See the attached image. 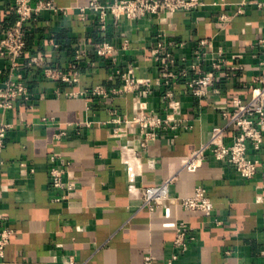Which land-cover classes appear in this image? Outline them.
Here are the masks:
<instances>
[{
  "label": "crops",
  "instance_id": "1",
  "mask_svg": "<svg viewBox=\"0 0 264 264\" xmlns=\"http://www.w3.org/2000/svg\"><path fill=\"white\" fill-rule=\"evenodd\" d=\"M44 1H53L57 11L45 10L27 25L26 56L15 71L0 59V89L14 78L30 94L12 110L0 108V129L10 125L0 149V229L13 231L3 264H145L147 257L166 263L177 252L173 241L181 223L193 228V240L173 264H264V176L244 179L209 154L196 171L184 167L215 127L227 126L224 112L232 111L236 100L250 101L251 86L264 72V56L257 55L264 39V10L257 2L264 0H202L204 6L191 15L160 14L119 25L110 21L106 30L91 11L86 18L81 15L93 0L31 4ZM15 6L16 0H0V40L16 25ZM160 34L166 44H185L173 51L181 69L193 62L199 42L207 40L214 46L209 52L226 53L235 75L220 76L214 91L203 97L176 80L155 86L143 103L167 119L173 111L165 93L172 91L180 105L179 127L150 129L152 139L141 131L113 137L120 127L117 119L125 122L136 115L135 93H113L124 87L118 71L135 64L136 76L156 81L154 49ZM124 40L130 41L129 50L121 49ZM104 42L115 45L114 57L97 55ZM77 50L87 56L77 60ZM28 57L37 62L28 65ZM212 63H203L195 75ZM47 68L70 77L77 72L78 82L49 79ZM97 86L110 95L84 93ZM236 133L229 127L227 141ZM125 146L136 153L132 167L125 162ZM250 154L264 164V143ZM54 169L63 171L66 187L52 185ZM171 177H176L173 197L192 196L204 187L214 203L212 215L172 203L150 210L131 192L132 185L141 190Z\"/></svg>",
  "mask_w": 264,
  "mask_h": 264
},
{
  "label": "built area",
  "instance_id": "2",
  "mask_svg": "<svg viewBox=\"0 0 264 264\" xmlns=\"http://www.w3.org/2000/svg\"><path fill=\"white\" fill-rule=\"evenodd\" d=\"M31 2L32 0H16L15 10L18 20L15 27L0 40V59L8 61L9 67L13 72L18 67L19 60L26 56L27 25L36 22L40 14L45 10L57 11L53 1L40 2L35 7L32 6ZM247 3L248 1H244L243 5ZM203 6L202 0H107L106 2L93 0L87 8L81 9V15L86 18L88 16L87 11H91L96 16L99 27L102 30H106L110 21H113L115 25H119L125 20L137 23L145 19H155L160 14L184 13L191 15ZM257 6L264 10V1L257 2ZM239 12H242V10ZM159 38L158 46L154 49V58L159 71L156 81L136 76L138 66L135 64L130 65L127 71H118L124 81V87L113 90V93H135L136 115L133 119L125 122L117 119L120 127L115 131L113 137L126 138L130 132L138 134L140 131L150 135V129L171 126L179 127L176 115L180 113V105L172 91H166L165 93L168 107L173 111L167 119H163L153 111H150L146 104L143 103V98L150 96L155 86L168 85L173 80H176L180 81L182 87L191 91L194 96L203 97L214 91L220 76L230 77L235 75L236 68L229 66V59L222 49L216 52L208 51V49H213L214 47L210 41L201 40L198 49L194 53L193 62L181 69L176 63L173 51L184 47L185 44H166L163 41V34H160ZM120 47L122 50H129L130 41L124 40ZM258 48L260 52L257 55L261 54L264 56V39L259 42ZM116 51L115 45L109 42H104L96 48L97 55L105 59L114 57ZM86 56V51H76L77 60H81ZM211 59H213L211 69L195 75L199 67ZM27 62L28 65H33L37 60L28 57ZM261 66L264 71V60L261 62ZM45 75L54 81L62 79L65 82H78L77 72H75V77H70L55 69L47 68ZM251 92V99L248 103L236 100L233 110L224 112V116L228 121L227 126H217L213 129L209 142L193 153L191 158L185 163V169L191 172L196 171L209 154L217 161L233 166L244 179L253 180L260 173L264 176V164L260 160L252 158L250 154L251 150L260 151L264 143V72L255 78L251 86ZM84 93L92 97L104 98L110 95V92L102 86L86 90ZM77 94L73 93L72 95L75 96ZM0 97V108L12 110L16 101L30 98L29 88L21 80L11 78L0 89ZM229 127H234L237 130L232 142L227 141V129ZM9 128L10 125H2L0 129V149L5 145ZM150 137L152 139L154 135H150ZM148 141L149 139H145L141 146L146 148ZM124 152L125 162L132 167V158L136 156L134 149L125 146ZM62 176L63 171L59 169L52 170L51 179L55 188L67 186L62 180ZM175 181L176 177H171L160 186L146 187L141 190L132 185L131 192L143 200V208L150 210L163 207L166 203H172L179 204L187 212H200L206 216L212 215L214 203L204 187H198L192 196L173 197L171 187ZM72 186L73 184H69V187ZM192 232L193 228L191 226L181 223L173 241L177 252L166 263L159 262L155 257H147L145 264H173L179 259L181 254L189 250L190 242L193 240ZM12 237L13 231L11 229H0V264H3L6 248L10 244Z\"/></svg>",
  "mask_w": 264,
  "mask_h": 264
}]
</instances>
